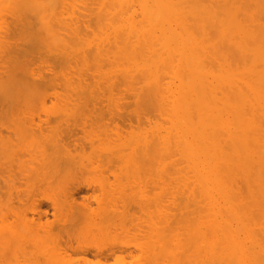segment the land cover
Listing matches in <instances>:
<instances>
[{
  "label": "bare ground",
  "instance_id": "6f19581e",
  "mask_svg": "<svg viewBox=\"0 0 264 264\" xmlns=\"http://www.w3.org/2000/svg\"><path fill=\"white\" fill-rule=\"evenodd\" d=\"M44 1L48 3L49 0ZM56 1H59L56 5H63L62 0ZM73 1L71 0L72 4ZM95 2L93 3L98 5ZM21 3H26L25 6H30L29 8L32 4L40 6L38 0H23ZM99 3L100 7L97 6L95 10L98 11L96 18H91L88 21L91 24L88 27L85 25L87 28L83 27L84 29L80 28L82 23L77 25L79 27L76 26L78 21L84 20L80 17L81 13L79 17L74 16L75 18L69 20L70 25L63 23L66 20L61 21L60 17V22L56 17L53 18L58 22L53 24L54 20L50 16L53 15L54 8L49 16H45L49 18H37L44 33L55 39L58 42L56 44L62 46V50L68 46L67 42L70 40L72 46L75 41L76 44L81 41L83 33L95 37L103 36L104 47L102 49L101 46V50L97 47L100 52L95 50V54L102 52L107 61L111 55L115 65L108 62L109 68L111 65L117 67L116 64L121 63L124 67L132 68L130 72L135 74L130 75V68L117 71L115 67L117 73L111 71L112 68H107V72H111L105 74L113 75V78L107 77V81L109 82L108 78L114 80L115 77L119 81L121 78L126 85L130 80L129 86H133L135 82L139 84L134 86L141 84L139 90L134 87V91H139L134 92L138 96L134 94V98L137 97L134 105L138 112H127L130 116L118 112L108 115L106 122L111 124V130L101 139L106 146L94 158L98 164L95 163L97 166L94 165L96 168L93 166V169L99 168L102 174H108L111 169H114L113 172L122 169L124 174L133 169L132 172L141 171L145 174L154 170V167L157 169V166H163L162 169L169 172L172 169L174 171L177 168L174 169L171 165L180 167L183 162L189 169L186 174L191 176L189 179L185 178V187L180 184L185 192H175L183 195V203L178 202L180 195L177 199L173 191L171 195H174L180 205L174 208L175 199L170 197V192L164 190V194L167 193L170 200H173V207L170 204L168 208L160 209L155 204L159 203L161 206V203H156L155 198H146L144 194L137 199L136 192L133 197V189L128 183L126 186L119 185L118 188L113 186L114 189H98L93 184V179V183L89 184L86 178L90 170L84 164V150L87 147L91 149L95 141L84 136L85 129L91 128L89 125L93 121L90 120L89 128H85V123L89 120L86 121L85 115L84 119H78L77 122V115L73 114L76 110L72 112L68 108L71 113H67L63 107L66 109L71 105L75 109L87 108L89 104L97 106L101 101L80 99L82 97L62 101L61 97L59 101L64 106L59 105L62 109L55 111L56 114L53 112L59 117L56 116L57 119L51 121L48 117L53 114L49 112L47 119L45 116L43 121L37 119L39 121L36 122L32 115H28V118L24 113H28L25 112L26 108L32 102L45 105V93L41 91L42 98L36 93L51 83L47 79L48 85L41 79L40 82L36 81L39 77L32 82L25 80L24 83V78L19 73H16L18 79L15 76L10 79V76L5 75L14 71L11 69L5 71V75L2 73L5 77L0 76V97L2 98L1 94L4 96L6 90H3L6 87L12 90H7L6 93H12L13 90L24 93V89H27V93L30 91L32 94H19L32 95L33 98H22L18 94L16 99V92L12 93L14 96L9 94L15 98L11 100L12 104L15 103L20 109L14 110L12 114L9 112V115L5 111L6 114L0 122V264H78L79 259L84 263V260H88L87 264L91 260L88 255L97 257V260L99 258V261L95 260L98 264H106L112 259L117 264H264V0H102ZM53 4L55 5V0H51V6ZM22 7L20 6V10ZM20 12L18 14L22 13ZM47 12L49 13L48 10ZM92 24L94 26L90 28L89 25ZM65 35L72 38L81 35V39L74 37L73 40L70 37L68 40L69 37ZM72 51L75 55L67 54L75 57L79 52H75L74 47ZM60 54L65 55L63 52ZM93 56L90 55L94 59L97 57ZM99 68L101 67H97ZM11 72L10 75L13 74ZM117 75L121 77L117 78ZM2 78L7 79L5 81ZM113 80L107 83L115 89L119 81L113 83ZM77 81L72 82L76 84ZM41 82L43 84L38 85ZM82 84L81 86L88 89V85L86 87ZM73 85V88L77 86ZM110 85H107L109 95L112 94ZM94 88L96 89L95 86ZM74 89V94L82 91L80 86ZM66 96L69 95L63 98ZM57 100L52 109L57 106ZM21 106L22 109L26 107V110L21 112ZM11 108L10 111L13 110ZM153 113L163 120L162 124L161 121L159 124L156 114ZM64 118L70 119L68 121L73 124L61 129L62 123L69 124ZM123 126H127V130L123 128V131ZM80 131L82 135L79 137L76 132ZM101 131L100 128V133ZM5 134L7 135L4 136ZM16 161H20L18 168L14 164ZM186 174L185 177L188 175ZM129 180L131 181L130 178ZM169 180L170 178L166 185L174 179L171 177V181ZM154 182L152 180V186ZM90 185L95 186L96 193L95 188ZM89 188L93 189L89 190L91 193H95L90 195H94L93 197L89 196L90 193L78 195ZM54 189L57 199L46 195L50 190L54 193ZM174 189L177 191V188ZM77 195L80 198L82 196L81 202H77ZM159 197L162 198L160 195ZM43 202L49 204L45 206ZM93 204L95 208L92 207ZM63 211H66V215ZM51 213L56 219L49 223L48 217ZM138 214H142L144 219L138 217ZM125 237L126 241L129 238L132 242H122ZM52 238L58 240L55 239V244L51 246L49 241ZM74 254L88 256L90 260L81 256L72 258ZM77 258L78 261L74 263ZM72 259L74 260L71 261ZM81 261L80 264L83 263Z\"/></svg>",
  "mask_w": 264,
  "mask_h": 264
},
{
  "label": "rangeland",
  "instance_id": "374dc122",
  "mask_svg": "<svg viewBox=\"0 0 264 264\" xmlns=\"http://www.w3.org/2000/svg\"><path fill=\"white\" fill-rule=\"evenodd\" d=\"M2 1V2H1ZM17 1H19V0H0V67H2V69L0 68V76L1 77H7V75H8V77L10 76V79H11V77L12 76H15V78L16 79H18V74L16 75V73H19V75H21L23 78H24V83H25V80L27 81H29V82H32L34 79H37V77H39L36 81H38V82H40V79H41V81H46V79H47V81H50V85H48V83H47V81H46V85H48V86H44V88H40V90L36 93V95H40V98H42L43 97V94H44V97L43 98H45L46 99V102H45V105H41V104H39V103H41V102H32L31 104H29V107H24L23 109L24 110H26L25 112H27L28 111V113H24V114H26V117H28L29 118V116L30 115H32L33 116V118L34 119H36L35 121L36 122H38L40 119L43 121V119H45V116L46 115H48V113L49 112H52L51 113V115L53 114V112H54V114H56L55 113V111H57V110H61L62 109V107L64 106V104L61 102V101H59L60 100V98L62 99V101L64 100V99H69V100H71V99H77V98H80V97H82V98H80V99H85V100H99V101H101V102H99V101H97V102H99L98 103V105L96 106H91L90 104H89V106L87 107V108H83V107H81V108H79V109H75L74 107H72L71 105H69V107H67L66 109H65V107H63L64 108V110L67 112L68 111V108H69V110L70 111H75V112H73V114H75L74 116H76V119H77V122H78V119H84L83 117H84V115H85V119H86V121L88 120V122H86L85 124H87V126L85 125V128H87L88 127V125H89V121L90 122H92L91 124L92 125H89V126H91V128H89V129H91V131L89 132V129H85L86 131H88V132H86L85 131V134H86V136H84V137H88L89 139H91V140H93V142L96 144V142H97V144L95 145H93V147L90 149V147H85L86 149L84 150V154H85V157H84V161H85V165L86 166H88V168H89V172H88V176H87V178H86V176H84V178H86V180H87V182H89V184H92L93 183V180H95V183H93V184H96V186H97V188L99 189V188H104V189H114V187L116 188L117 186H119V185H124V186H126V184L128 183V184H130V186H131V188L133 189V191H132V196H133V194L135 193V194H137V199H139V198H141L144 194V196H147L146 198H155L156 199V203H158V202H160L161 203V206H160V204L158 203V204H155L157 207H158V205H159V208L160 209H165V208H163V207H166V208H168L169 206H171L170 204H172V201L170 200V197H172L173 199H175L174 200V202H176L174 205V208H176L177 207V205H179L178 203H177V201H176V198L174 197V195L175 196H177V199H178V196L180 195V198H182V199H180L179 198V200H178V202L180 201V202H182L183 203V195L181 194V193H184L185 191V189L182 187H180L181 185H184V187H185V183H187V180L186 179H189L191 176L188 174H186V172H188V170L189 169H187V167L186 166H184L185 164L182 162V163H180V167H179V165L176 167L175 165L176 164H174V165H171L172 167H174V169L175 168H177V169H175L174 171H168L167 169H165V170H163L162 168H164L163 166L161 167V166H157V169H155V167H154V170H150V171H147L145 174H144V172L142 173L141 171H133L132 172V170H130L131 172H126L125 170H124V172H126V174H124L123 173V170H122V172H121V170L119 169H116L115 171H117L116 173H115V171L113 172V170L111 169V171H109L108 172V174H102V173H100L99 171H100V169L98 168V169H93L95 166L94 165H96V164H98V163H96L97 161L95 160L96 159V157H98V155L101 153V152H103V149H104V147L106 146V143H104L102 140L104 139V136L111 130V124L107 121L106 122V120H107V117H108V115L110 114V113H120V114H123V115H127V116H130V114L128 115V113L130 112L131 114H132V112H133V114L134 113H136V111L138 112V109H135L137 106L136 105H134V103H135V101L134 100H136L137 99V95H136V93L138 92L139 93V91H134V89L136 88V89H138V87L140 86L141 87V84L137 87L136 85L134 86V84H139V82H132V84H133V86H129L128 85V82H130V80H128V82H127V85H126V83L124 82H122L121 81V78H119V77H121L122 76V74H121V76H119V75H117V78H119L120 79V81L118 80V79H116L115 80V77H114V80L113 79H111V80H113L112 82L113 83H116V82H118L119 81V84H117L116 83V87L117 88H115V84H114V88L116 89H113L112 87V85H110V84H108V83H110L111 82V80H110V78L112 77L113 78V75L112 74H110L109 76H108V74H105L108 70H107V68H109V63L108 62H110V63H112V65L114 64L113 63V61H112V58H111V55H109V61H107L108 59H107V57H106V55L104 56V54L102 55V52L101 53H99L100 52V48H101V46H102V49H103V45H104V37L103 36H101V37H99V36H92V35H87V34H85V33H83L82 31L83 30H81V29H84V28H87L88 27V24H91L90 22L88 23V21L89 20H91V18H96V13H98V11L97 12H95V10H97V8L98 7H100V6H98L99 4L101 5V3H99V2H102V0H97L96 2L95 1H92V0H83L84 2H82V0L81 1H79V0H77V2L76 1H73V4H74V7L72 8L71 6H73V4H72V2H71V0H62V1H60V2H62L63 3V5L60 3H58L57 5H56V3L57 2H59V1H56L55 0V5L53 4L52 6H51V0H47L48 1V3L46 2V1H44V0H38V2H39V4H40V6H33V4L31 5L32 7L31 8H29V7H26L25 6V4H23V3H21V2H23V0L20 2H17ZM53 1V0H52ZM79 1V2H78ZM15 2V3H14ZM70 2V3H69ZM74 2H76V3H78L79 5H76V6H78V8H79V6L81 7V8H83V10H81V8H79V9H77V7L75 6V4L76 3H74ZM83 3L82 5H80L81 3ZM93 2H95V3H98V5L97 4H94ZM6 3V4H5ZM13 3V4H12ZM41 3H44V4H41ZM50 3V4H49ZM53 3V2H52ZM85 3V4H84ZM89 3H91V4H89ZM20 4V5H19ZM22 4V5H21ZM87 4H88V6H87ZM94 4V5H93ZM13 5H14V7H13ZM43 5H45V6H43ZM46 5H48V7L49 8H51L50 10H49V8L46 6ZM50 5V6H49ZM69 5H71L70 7H69ZM20 6H23L24 7V11H23V7L21 8L22 10H20ZM41 6H42V8L45 10V11H43V9L41 8ZM63 6V7H62ZM66 7V9H65V7ZM84 6H86V7H84ZM98 6V7H97ZM36 7H37V10L36 11H34L35 9H36ZM46 7H47V9H46ZM58 7V8H57ZM89 7V8H88ZM26 8V9H25ZM34 8V9H33ZM53 8H54V11H53ZM64 8V9H63ZM95 8V9H94ZM101 8L103 9V5L101 6ZM100 8V9H101ZM31 9V11L29 12L28 10H30ZM41 9V10H40ZM70 9H72V10H70ZM74 9V10H73ZM84 9H86V10H84ZM100 10L101 12L103 11V10ZM14 10H16V11H14ZM17 10H19L18 12H17ZM33 10V11H32ZM47 10L49 11V13L47 12ZM56 10V11H55ZM64 10H65V12H64ZM94 10V11H93ZM24 13L25 12V14L23 15L22 13ZM28 11V12H27ZM52 11L54 12V13H52ZM71 11H73V12H71ZM88 11V12H87ZM17 12V14H14V13H16ZM21 13V14H18V13ZM33 12V13H32ZM50 12L53 14L52 16H50V17H52V18H50L52 21L54 20L53 18H57V20H58V22H60L59 20L61 19V21L63 20V21H65V22H63V23H65V24H67V23H69V25L71 24L70 23V21L69 20H72L73 18H75L74 16H76V17H79L80 16V13H81V18H82V22H79L78 21V23L76 24V26L79 24V23H82L81 25H80V30H81V32L84 34H82L83 36H82V39L81 38H79V36H81V35H79V36H77V38H76V36H73V38L75 37L76 39H81V41H77V44H76V41L74 42V43H72L73 44V46L72 45H70L71 43H70V37L72 38V36H68V35H65V36H68L69 37V39L68 40H70V41H66V39L68 38V37H66L65 38V41L67 42V47H65V48H63V50H62V46L60 45L59 46V44H56V43H58V42H56L55 41V39H52V38H50V37H48L45 33H44V31L41 29V25H39V21H38V19H40L41 17H45V16H49L50 15ZM57 12V13H56ZM63 12V13H62ZM77 12V13H76ZM84 12H85V14H84ZM100 12V13H101ZM27 13V14H26ZM60 13V14H59ZM68 13V14H67ZM94 13V15H92ZM54 14H56L57 16H54ZM59 14V15H58ZM66 14V15H65ZM71 14V15H70ZM78 14V15H77ZM83 14V15H82ZM86 14H87V16H86ZM13 15V16H12ZM22 15V16H21ZM38 15V16H37ZM60 15H62V16H60ZM69 15V16H68ZM93 17H92V16ZM71 16V17H70ZM14 17V18H13ZM16 17V18H15ZM24 17V18H23ZM59 17H60V19H59ZM65 17V18H64ZM69 17H70V19H69ZM87 17H88V19H87ZM38 18V19H37ZM46 18V17H45ZM47 18H49V17H47ZM46 18V19H47ZM55 18V19H56ZM63 18V19H62ZM80 18V19H81ZM13 19V20H12ZM79 19V20H80ZM93 19V20H94ZM18 20V21H17ZM51 20H49L50 22H52ZM14 21V22H13ZM15 21H16V23H15ZM56 20H54V23L53 24H56V23H58L57 21L55 22ZM81 21V20H80ZM84 21H86V22H84ZM84 22V23H83ZM92 23L94 24L95 23V21H92ZM89 25V27L90 26H94V25ZM83 25V26H82ZM85 25H87V27H85ZM77 27H79V26H77ZM84 27V28H83ZM91 28V27H90ZM89 29V28H88ZM24 31V32H23ZM41 33H40V32ZM24 34V35H23ZM45 36H47V37H45ZM61 34H64L63 33V31H61ZM81 34V33H80ZM87 35V36H86ZM64 36V35H63ZM85 36V37H84ZM92 36V37H91ZM94 37V38H93ZM44 38H45V40H44ZM52 39V41L51 40H49V39ZM72 38V39H73ZM62 39H63V37H62ZM96 39V42L94 41ZM39 40V41H38ZM74 40V39H73ZM101 40V41H100ZM40 41H41V43L43 42V44H44V46H45V48H44V46H43V44H41L40 43ZM103 41V42H102ZM48 42V43H47ZM55 42V43H54ZM99 42V43H98ZM53 43V44H52ZM80 43V44H79ZM97 43V44H96ZM101 43V44H100ZM5 44V45H4ZM29 44V45H28ZM33 44V45H32ZM10 45V46H9ZM37 45V46H36ZM50 45V46H49ZM70 45V46H69ZM77 45H78V47H77ZM80 45V46H79ZM56 46H58V47H56ZM71 46H72V48H71ZM58 49H56V48ZM73 47H74V51L75 52H78V53H76V58L74 57V56H71V55H75L74 54V52L72 51L73 50ZM97 47L100 49V50H98L97 49ZM56 50H55V49ZM68 48V49H67ZM71 48V49H70ZM95 48V49H94ZM8 49V50H7ZM32 49V50H31ZM35 49V50H34ZM61 51H60V50ZM65 49H67V50H65ZM76 49V50H75ZM80 49V50H79ZM6 50L8 51V52H6ZM10 50H12V53L10 52ZM47 50V51H46ZM50 50V51H49ZM70 52H69V51ZM95 50H97V51H99L98 53L100 54H95ZM35 51V52H34ZM57 51V52H56ZM65 51V52H64ZM68 51V52H67ZM72 51V52H71ZM94 52L93 54H91L92 52ZM3 52V53H2ZM21 52H22V54H21ZM60 52L62 53L63 52V54H65V55H62V54H60ZM71 54V55H68V54ZM97 53V52H96ZM18 54V55H17ZM91 56H93L94 54L95 55H97V57H95V59L94 58H91L90 57V55ZM17 55V56H16ZM94 55V56H95ZM99 55V56H98ZM101 55L102 56H104V57H101ZM20 56V57H19ZM66 56V57H65ZM72 58H71V57ZM93 56V57H94ZM103 58L107 61V62H104L105 60H103ZM14 59H16V61L14 60ZM70 59H73V60H70ZM111 59V60H110ZM18 60H20V61H18ZM14 61V62H13ZM112 61V62H111ZM19 62H20V65H19ZM29 62V63H28ZM101 64H100V63ZM10 63V64H9ZM23 63V64H22ZM104 63V64H103ZM108 63V64H107ZM100 64V65H99ZM105 64H107V66L105 65ZM17 65V66H16ZM24 65V66H23ZM29 65V66H28ZM111 65V64H110ZM110 66V68L109 69H111L112 68V70L111 71H113L114 70V72L115 73H117V71L120 69H122V70H125V69H128L129 70V68L130 67H124V66H122V64L121 63H118V64H116L117 65V67L116 66ZM115 65V64H114ZM9 66H16V68H12V67H10V69L8 68ZM18 66H22L21 68H22V70H21V68L20 67H18ZM106 66V67H105ZM120 66V67H119ZM6 67V68H5ZM94 67V68H93ZM97 67H101V68H99V69H97ZM114 67V68H113ZM117 69H116V68ZM119 67V68H118ZM7 68H8V70H7ZM125 68V69H124ZM5 69V70H4ZM12 69V71L13 72H11V71H9V70H11ZM17 69V70H16ZM26 69H28L29 70V72H28V70H26ZM97 69V70H96ZM117 71H116V70ZM15 70H16V72H15ZM31 70V71H30ZM99 70H101V71H99ZM131 70H133L132 68H130V70H129V72L131 71ZM7 71H9V72H11V73H13L12 75H10V73L9 72H7V74H6V72ZM22 71V72H21ZM110 70H109V72H107V73H110L111 72ZM32 72V73H31ZM93 74H92V73ZM101 72V73H100ZM102 72H103V74H102ZM135 72V71H134ZM2 73H3V75H5V76H2ZM5 73V74H4ZM113 73V72H112ZM136 73V72H135ZM15 74V75H14ZM28 74V75H27ZM81 74V75H80ZM95 74V75H94ZM100 74H102V75H100ZM133 73H131L130 72V75H132ZM31 75V76H30ZM37 75V76H36ZM78 75V77H76ZM98 75H99V77H98ZM133 75H135V74H133ZM27 76V77H26ZM28 76H30V77H28ZM33 76H35V78H33ZM83 77V78H80V77ZM96 78H95V77ZM101 76H103V79H102V77ZM114 76H115V74H114ZM119 76V77H118ZM41 77V78H40ZM86 77V78H85ZM98 77V78H97ZM106 77V78H105ZM107 77H110V78H108V80H109V82L107 81ZM21 77H19V80H20V82H22V84H24L23 83V79H22V81H21V79H20ZM42 78H43V80H42ZM45 78V79H44ZM51 78V79H50ZM55 78V79H54ZM85 78V80H83ZM105 78V79H104ZM1 79V78H0ZM3 79V78H2ZM6 79L7 78H5V79H3V80H5L6 81ZM9 79V80H10ZM66 81H64V80ZM69 79V81H67ZM72 79V80H71ZM96 79H97V81H96ZM99 79H101V80H99ZM18 80V81H19ZM53 80V81H52ZM76 80H78L77 82H76V84H74L75 83V81ZM99 80V81H98ZM103 80H105V81H103ZM74 83H73V82ZM52 82H53V84H52ZM64 82V83H63ZM74 84H72V83ZM80 82H82L83 84H85V86L86 87H88V89L87 88H85V87H83V86H81V84H80ZM96 82V83H95ZM106 82V83H105ZM108 82V83H107ZM122 82V83H121ZM26 83H28V82H26ZM66 83V84H65ZM70 84V86H69V84ZM79 84V86L81 87V89L80 90H82V87H83V89H85V91L83 92V90L81 91V92H79V91H77V92H75V94H74V92L73 91H76V89H74L75 87L76 88H79V86H78V84ZM98 83V84H97ZM41 85V84H43L42 82L41 83H38V85ZM55 84V85H54ZM82 84V85H83ZM91 84H94V85H91ZM103 84H104V87H103ZM110 85V87H111V90H110V93H112L111 95H109L108 93H107V88H109L107 85ZM130 85H132L131 83H129ZM37 85V86H38ZM65 85H67L66 87H67V89L65 88ZM72 85L73 86H75V85H77V86H75L74 88L72 87ZM88 85V86H87ZM91 85V86H90ZM118 85H120V86H118ZM95 86L96 87V89L94 88L93 89V87ZM143 86V85H142ZM41 87V86H40ZM69 87V88H68ZM71 87V88H70ZM92 87V88H91ZM126 87V88H125ZM130 87V88H129ZM135 87V88H134ZM64 88V89H63ZM89 88H91V90H92V92H91V90H89ZM103 88V89H102ZM106 88V89H105ZM125 89V91H124V89ZM143 88H144V86H143ZM42 89H44V90H42ZM70 89H72V91L70 90ZM112 89L114 90L113 92H118V93H113L112 92ZM135 89V90H136ZM140 89V88H139ZM138 89V90H139ZM6 90V91H5ZM7 90L8 91H12L11 89L9 90V88H6L5 87V89L3 90V91H5V93L7 92ZM23 90V89H22ZM27 90V89H26ZM25 89H24V93H27V91H26ZM67 92H66V91ZM77 90H79V89H77ZM119 90V91H118ZM128 90H129V92H128ZM141 90H143L142 88H141ZM140 90V91H141ZM43 92V94H42V92ZM56 91V92H55ZM66 92V94L65 95H69V96H66V98H63V96L65 97V95H63L65 92ZM70 91H71V93H70ZM88 93H87V92ZM94 91V92H93ZM1 92V91H0ZM14 92H16L15 94H14ZM18 91H14L13 90V94L15 95H13L11 92L9 93H6L7 94V96L5 97V93H3L4 94V96L1 94V96H2V98L3 97H5V99L3 98H1L3 101H5V102H2V100L0 101V112H1V114H0V122H2V119L4 118V116H5V114H6V112L8 113L7 115H9L10 113L12 114V113H14L15 111L14 110H16L17 111V109H20V108H18V107H16V104L14 103V104H12L13 102V100L16 98V96H18V94H19V92L20 93H23V91H19L18 93H17ZM30 92V91H29ZM28 92V93H29ZM41 92V93H40ZM98 92H99V94H98ZM103 92V93H102ZM123 92V93H122ZM131 92V93H130ZM134 92H136V93H134ZM23 93V94H24ZM28 93H27V95H28ZM127 93V94H126ZM129 93H130V95H129ZM12 94L14 97L12 98V97H10V95ZM23 94H19L20 95V97H21V95L23 96L22 98H26V97H24V96H27V95H23ZM30 94H32L31 92H30ZM56 94H58L59 96H57ZM76 94L78 95V96H76ZM82 94V95H81ZM84 94V95H83ZM94 94V95H93ZM101 94H103L104 96H102ZM123 94V95H122ZM134 94L137 96L136 97V99L134 98L135 96H134ZM8 95H9V97H8ZM11 95V96H12ZM35 95V96H36ZM56 95V96H55ZM75 95V97H72V96H74ZM81 95V96H80ZM99 95V96H98ZM34 96V95H33ZM34 96V97H35ZM107 96V97H106ZM19 97V98H20ZM38 97V96H37ZM58 98V100L56 99V98ZM72 97V98H71ZM104 97H105V99H104ZM115 97V98H114ZM118 97H119V100H118ZM122 97V98H121ZM7 98H11L10 100H8ZM18 98V97H17ZM16 98V99H17ZM27 98H33L32 97V95H29V96H27ZM53 98V99H52ZM58 101L57 102V106H55V110L54 109H52L54 106H53V103H55L56 102V100ZM89 98V99H88ZM109 98V99H108ZM113 98V99H112ZM102 99V100H101ZM106 99H108V100H106ZM124 99V100H123ZM7 100H8V103L9 104H7ZM12 100V101H11ZM54 100V101H53ZM104 100V101H103ZM111 100V101H110ZM118 100V101H117ZM122 100V101H121ZM9 101H11V102H9ZM65 101V100H64ZM134 101V102H133ZM51 102V103H50ZM120 102V103H119ZM3 103V104H2ZM50 103V104H49ZM61 103V104H60ZM102 103V104H101ZM105 103V104H104ZM111 103V104H110ZM112 103H114V104H112ZM124 103V104H123ZM7 106H6V105ZM36 104V105H35ZM101 104V105H100ZM107 104V105H106ZM108 104H110V107H109V105ZM9 105V106H8ZM10 105H12V106H10ZM31 105H32V107H31ZM40 105V106H39ZM54 105H56V104H54ZM62 106V107H60V106ZM112 105V106H111ZM51 108V109H49V107ZM136 106V107H135ZM5 107V108H4ZM11 107H13V112L12 111H10V109H12ZM22 107L23 106H21V112H23L24 110L22 109ZM38 108V109H36V108ZM48 107V108H47ZM59 107H60V109H59ZM73 108V110H72V108ZM108 107H109V109H108ZM113 107H114V109H113ZM122 107V108H121ZM7 108V109H6ZM15 108V109H14ZM26 108V109H25ZM33 108V109H32ZM56 108H58V109H56ZM120 108V109H119ZM31 109V110H30ZM36 109V110H35ZM97 110V112H96V110ZM101 109V110H100ZM119 109V110H118ZM44 110V111H43ZM107 110V111H106ZM108 110H110V111H108ZM133 110H135V112L133 111ZM4 111V112H3ZM6 111V112H5ZM38 111V112H37ZM70 111H68V112H70ZM132 111V112H131ZM10 112V113H9ZM67 112V113H68ZM78 112V113H77ZM128 112V113H127ZM139 112H141V111H139ZM2 113H4V115L2 114ZM33 113V114H32ZM71 113V112H70ZM69 113V114H70ZM125 113V114H124ZM127 113V114H126ZM37 114V115H36ZM53 114V115H54ZM72 114V115H73ZM153 114H156V113H153ZM2 115H3V117H2ZM29 115V116H28ZM38 115H40V117L38 116ZM50 115V116H51ZM53 115H52V117H48V119L50 118V120L51 121H54V120H56L57 119V117H59V116H55L54 115V117H53ZM106 115V116H105ZM34 116H36V117H34ZM38 116V117H37ZM42 116V117H41ZM89 116V117H88ZM92 116V117H91ZM152 116V115H151ZM157 118H158V116H157V114L155 115ZM31 117V116H30ZM88 117V118H87ZM97 117V118H96ZM104 117V118H103ZM154 117V116H153ZM56 118V119H55ZM95 119V120H93V119ZM155 118V117H154ZM160 118V117H159ZM157 119L158 121H159V124H160V119ZM37 119H39V120H37ZM46 119H47V116H46ZM75 118H74V120H76ZM104 119V120H103ZM156 119V118H155ZM154 119V121H156ZM163 119V118H162ZM40 120V121H41ZM64 120H65V122L66 121H68V120H70V119H68V120H66L65 118H64ZM71 120H73V118H71ZM105 121V122H104ZM35 122V123H36ZM64 122V121H63ZM64 122V123H65ZM95 122V123H94ZM162 122H163V120L161 121V124H162ZM59 123L61 124L62 123V121L61 122H58V124H57V126L59 125ZM68 123L69 124H67V123H65V125H62L61 124V126H60V128L61 129H63V128H66V126H69V125H71V124H73V122L71 121V122H69L68 121ZM76 123V122H75ZM99 123V124H98ZM101 123V124H100ZM52 124H55L56 125V123L54 122H52ZM67 124V125H66ZM55 125H53V126H55ZM93 125H94V127H93ZM63 126V127H62ZM103 126V127H102ZM56 127V126H55ZM92 127H93V129H92ZM96 127V128H95ZM107 127H109V128H107ZM58 128V127H57ZM98 128V129H97ZM100 128H101V132L102 133H100ZM105 128H107V129H105ZM125 129V130H127L126 128H128L127 126H123L122 127V129ZM59 129V128H58ZM97 129V130H96ZM123 129V131H125ZM96 130V131H95ZM103 130H104V133H103ZM108 130V131H107ZM78 131V130H77ZM106 131V132H105ZM93 132H94V134H93ZM77 134H78V136L79 135H82V132L80 131V132H76ZM91 133H92V135H91ZM97 133V134H96ZM99 133V134H98ZM88 134H90V135H88ZM101 134H102V136H101ZM109 134V133H108ZM7 134H5L4 136H6ZM98 135V136H97ZM100 135V136H99ZM123 136H125V133H124V135ZM80 137V136H79ZM82 137V136H81ZM102 137V138H101ZM99 138H100V140H99ZM97 141H96V140ZM102 139V140H101ZM101 141V142H100ZM101 146H100V145ZM104 144V145H103ZM98 145V146H97ZM103 146V147H102ZM95 147V148H94ZM99 148V149H98ZM107 148V147H106ZM105 148V149H106ZM98 150V151H97ZM88 151V152H87ZM90 151V152H89ZM94 151V152H93ZM73 152V151H72ZM74 153V152H73ZM87 153V154H86ZM88 153H89V155H88ZM95 153V154H94ZM99 153V154H98ZM94 154V155H93ZM88 155V156H87ZM93 155V156H92ZM96 155V156H95ZM86 157H87V159H86ZM89 158H90V160H89ZM95 158V159H94ZM86 160H88V161H86ZM92 161H94V163L92 162ZM14 163V162H13ZM19 163H20V161H18V163H17V161H16V163H14L15 164V167L16 168H18L17 166H19ZM92 163V164H91ZM96 163V164H95ZM88 164V165H87ZM91 164V165H90ZM181 165H183V167L181 166ZM94 166V167H93ZM97 166V165H96ZM171 166H169V167H171ZM168 167V168H169ZM179 167V168H178ZM96 168V167H95ZM93 169V170H92ZM171 169V168H170ZM183 169H186V170H183ZM92 170V171H91ZM159 170V171H158ZM163 170V171H162ZM178 170H180V172L178 173ZM97 173H96V172ZM155 171V172H154ZM165 171H166V174H165ZM167 171H168V173H167ZM92 172V173H91ZM100 174H99V173ZM113 172V173H112ZM121 172V173H120ZM184 172H185V174L187 175L186 177H185V174H184ZM94 173V174H93ZM164 173V174H163ZM170 173V174H169ZM90 174H93V175H91V177L89 176ZM99 174V175H98ZM113 174V175H112ZM116 174V175H115ZM119 174H120V177H119ZM123 174V175H122ZM141 174H143V175H141ZM167 174H169V177H166V176H168ZM101 175V176H100ZM104 175V176H103ZM171 175V176H170ZM110 176H112V177H110ZM126 176V177H125ZM190 176V177H189ZM106 177V178H105ZM122 177V178H121ZM125 177V178H124ZM171 177H172V179H174V180H172L171 181ZM97 178V179H96ZM129 178L131 179V181L129 180ZM170 178V180L169 181H171L170 182V184H169V182H168V185H166L167 184V181H168V179ZM186 178V179H185ZM93 179V180H92ZM113 179V180H112ZM117 179V180H116ZM120 179V180H119ZM121 179H123L122 181H124L125 180V182H122L121 181ZM129 180V182H128V180ZM183 179H185V181L183 180ZM54 180H56V179H54ZM89 180V181H88ZM100 180V181H99ZM152 180H154L155 182V184H153V186H152V184H151V182H152ZM165 180V181H164ZM90 181H92L91 183H90ZM104 183H103V182ZM106 181V182H105ZM117 181H120V182H117ZM138 181H140V182H138ZM143 181H144V183H143ZM110 182H111V184H110ZM113 182V183H112ZM134 182V183H133ZM163 182V183H162ZM182 182H183V184H182ZM120 183V184H119ZM139 185H138V184ZM174 183V184H173ZM99 186H98V185ZM101 184L102 185H104V186H101ZM143 184V185H142ZM163 184H164V186H163ZM173 184V185H172ZM181 184V185H180ZM137 185V186H136ZM145 185H146V187H145ZM176 185H179V187L177 186L176 187ZM90 186H92V188L94 187L95 188V186H93V185H90ZM111 186V188H109ZM114 186V187H113ZM129 186V187H130ZM188 185H186V187H187ZM123 187V186H122ZM177 188L176 190L177 191H175V189L173 190V188ZM92 188H89V189H86L85 190V193H84V191H82L81 193H79L78 195H88V193H90L89 194V196L91 195V194H93L95 191L97 192V189L95 188L94 189V192H90L89 190H92L93 191V189ZM118 188V187H117ZM163 188V189H162ZM188 188H189V186H188ZM140 189V190H139ZM143 189V190H142ZM178 189H182V190H178ZM163 190V191H162ZM164 190L167 192V193H169L170 195H171V193L174 191V195H167V193H166V195L164 194ZM172 190V191H171ZM138 191H139V193H138ZM182 191V192H181ZM51 192V193H50ZM50 192L49 191H47L46 192V195H48V197L50 196V197H52L53 199H57L58 198V196L56 195V189H54L53 190V192L54 193H52V191L50 190ZM87 192V193H86ZM95 192V193H96ZM141 192V193H140ZM175 192H177V193H179V192H181L180 194H175ZM94 193V194H95ZM161 193V194H160ZM134 194V195H135ZM140 194V195H139ZM142 194V195H141ZM164 194V195H163ZM173 194V193H172ZM76 196V198H77V202H81V198H82V196H81V198L79 197V196ZM159 195L160 196H162V198L160 199V197H159ZM41 196V195H40ZM40 196H38L39 198H40ZM94 196V195H93ZM93 196H90V197H93ZM170 196V197H169ZM38 197H36V198H38ZM134 197V196H133ZM135 197V198H136ZM159 197V198H158ZM154 199V200H155ZM158 199L160 200V201H158ZM161 201H163V203L161 202ZM168 201H169V203H168ZM171 201V202H170ZM179 202V203H180ZM182 203H181V205H182ZM43 204L45 205V206H47V204H49V203H44L43 202ZM163 205V206H162ZM169 205V206H168ZM168 206V207H167ZM93 208H95L94 207V204H93V206H92ZM157 207H155L156 208V210L158 209ZM162 207V208H161ZM172 207H173V204H172ZM179 207H180V205H179ZM171 209V208H170ZM51 211V210H50ZM52 212V211H51ZM64 212H66V211H63V213ZM65 215H66V213H64ZM50 215V214H49ZM63 215V214H62ZM52 216H53V218H52ZM138 217H143V219H144V216L142 215V214H138L137 215ZM57 217V216H56ZM58 218V217H57ZM60 218V217H59ZM48 221H49V223L51 222V221H54L55 222V217H54V215H53V213H51V215L48 217ZM51 219V220H50ZM140 219V218H139ZM142 219V220H143ZM57 231V230H56ZM56 239V238H55ZM51 239L52 241H49L50 242V245L52 246V245H54L55 244V242H56V240H58V239ZM122 242H125L126 241V237H125V240H124V238H122ZM129 238H127V241L129 242ZM55 241V242H54ZM121 241V240H120ZM126 241V242H127ZM48 242V243H49ZM51 242H52V244H51ZM127 242V243H128ZM130 242H132V240H130ZM54 243V244H53ZM76 256H78V258H79V256H81V255H78V254H74L73 256H72V258L73 257H76ZM90 257L91 258V260H90V258H87V257ZM87 257H85L86 259H89L90 261H89V263L90 264H96V262L97 261H99V258H98V260H97V257H93V256H91V255H88ZM81 257H83V256H81ZM83 257V258H84ZM78 258L76 259V261H73L74 259H72L71 261H73L74 263L75 262H77L78 261ZM84 258V259H85ZM92 258H94V259H92ZM83 259V260H84ZM80 261L82 260V259H79ZM95 260H97L96 262H95ZM113 260V261H112ZM112 260H109V264H111V261H112V264H114L113 262H115L114 261V259H112ZM80 261L78 262V264H80ZM84 261H86V262H88V260H84ZM83 261H81V263H82ZM86 262L84 263V264H86ZM119 262V261H118ZM82 263V264H83ZM89 263H87V264H89ZM99 263H101V262H99ZM107 262H106V264H108ZM134 263V262H133ZM75 264H77V263H75ZM97 264H98V262H97ZM102 264H104V263H102ZM115 264H117V262H115ZM119 264V263H118Z\"/></svg>",
  "mask_w": 264,
  "mask_h": 264
}]
</instances>
